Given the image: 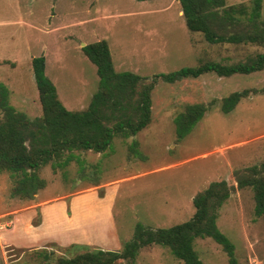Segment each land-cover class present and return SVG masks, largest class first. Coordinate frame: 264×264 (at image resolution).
Instances as JSON below:
<instances>
[{"label":"rangeland","instance_id":"rangeland-1","mask_svg":"<svg viewBox=\"0 0 264 264\" xmlns=\"http://www.w3.org/2000/svg\"><path fill=\"white\" fill-rule=\"evenodd\" d=\"M252 1L224 0V6L243 3L249 9ZM258 2L264 20V0ZM179 12L175 0H0V84L8 104L30 119L40 116L30 63L42 57L63 108L84 110L98 76L83 47L98 41L106 43L114 72L145 82L204 62H243L260 52L208 44L186 29ZM242 91L247 95L222 113L221 99ZM192 104L206 111L178 140L173 119ZM75 154L79 165L40 168L45 187L33 200L11 198L12 180L0 174V264H39V250L53 253L51 260L69 256L65 249L71 244L60 243L86 238L108 244L110 231L114 240L105 247L78 245L118 251L137 226L168 229L189 220L192 198L219 181L232 190L215 226L231 244L234 264H264V213L255 210L252 189L237 188L234 177L264 162V70L228 77L206 73L171 84L158 79L150 92L149 123L141 131L114 135L105 153ZM192 249L201 264H230L210 238L195 239ZM134 264L182 262L167 248L151 245L137 252Z\"/></svg>","mask_w":264,"mask_h":264},{"label":"trees","instance_id":"trees-1","mask_svg":"<svg viewBox=\"0 0 264 264\" xmlns=\"http://www.w3.org/2000/svg\"><path fill=\"white\" fill-rule=\"evenodd\" d=\"M150 1V0H136ZM186 29L200 33L211 45H241L260 48L243 62L222 65L204 62L195 68H182L166 75L146 79L130 72H114L106 43L98 41L83 47L98 76L97 90L87 107L79 112L67 111L57 99L54 87L44 75L42 57L31 60V71L40 105V116L28 118L8 104V91L0 84V174L12 180L9 196L33 200L45 182L38 176L40 168L49 165L61 169L70 162L79 165L75 152L105 153L114 135L132 137L141 131L150 117V92L156 81L171 84L195 79L206 73L217 77L249 74L264 70V20L260 19L259 2L249 9L240 3L224 6V0H175ZM247 91L234 92L221 99L220 110L230 112ZM203 104L186 105L173 119L176 138L185 137L206 111ZM133 141L131 146L134 148ZM82 171V169H80ZM236 187H250L255 210L264 213V162L258 167L234 172ZM97 185V179L93 181ZM224 181L210 183L192 198L193 214L181 224L168 229H144L137 226L132 239L118 251L71 244L69 256L56 257L39 250V264H134L137 252L159 245L182 264H201L192 249L195 239L210 238L220 245L230 264H234L233 248L215 226L216 213L231 193ZM81 250V252H71Z\"/></svg>","mask_w":264,"mask_h":264},{"label":"crops","instance_id":"crops-1","mask_svg":"<svg viewBox=\"0 0 264 264\" xmlns=\"http://www.w3.org/2000/svg\"><path fill=\"white\" fill-rule=\"evenodd\" d=\"M179 14L181 15V12H179ZM105 215H106V213H105ZM103 219H105V218H103ZM42 222H43V218H42ZM108 223V222H107ZM42 224V223H41ZM40 224V225H41ZM38 227V226H37ZM36 227V228H37ZM36 228H34L33 227V229H36ZM35 232H37V231H35ZM34 236V235H33ZM109 238H110V241L112 242L113 240H114V238H113V236H112V231H110V233H109ZM46 239V240H45ZM44 240H43V242L44 241H47V239L48 238H45ZM49 240V239H48ZM40 241V240H39ZM52 242H58V241H56V240H54V239H52L51 240ZM107 242H108V240H104V241H101L100 242V240L98 239V240H88V239H86V238H77V239H73V240H70V241H68L66 244H62V243H60L61 244V246L63 245V246H65V245H69V244H85V245H97L98 247H100V248H102V247H105L106 245H109L110 243H108L107 244ZM19 243H22V242H19ZM36 243V242H35ZM59 243V242H58ZM109 247V246H108Z\"/></svg>","mask_w":264,"mask_h":264}]
</instances>
